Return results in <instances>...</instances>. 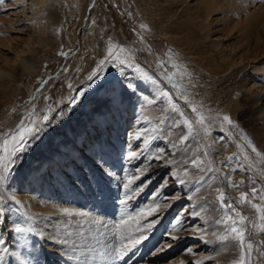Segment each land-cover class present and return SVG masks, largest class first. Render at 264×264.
<instances>
[{
  "label": "rangeland",
  "instance_id": "obj_1",
  "mask_svg": "<svg viewBox=\"0 0 264 264\" xmlns=\"http://www.w3.org/2000/svg\"><path fill=\"white\" fill-rule=\"evenodd\" d=\"M25 1L0 0V41L16 35L28 39L25 34L35 29L40 22L36 15L44 11L53 14L55 24L48 30L52 33L54 29L56 34L47 44L39 45L36 72L16 66L14 76L0 79V142L22 121L30 126L34 121L39 129L14 163L5 162L8 168L0 183V209L4 210L0 211V240L4 241L0 264H21V259L28 264H46V248L59 253L54 254L57 260L64 261L62 255L69 264H234L238 259L234 243L216 239L223 232L216 221L225 214L216 189H222L226 202L242 214L255 218L249 205L239 204V195L243 191L251 197L253 188L258 195L264 193V161L247 148L240 133L264 153V111L257 103V89L264 91V53L258 56L263 59L253 64L254 70L235 71L228 77L208 74L202 65L172 51L167 38L143 31L144 15L136 0H39V5L31 8ZM253 1L248 0L249 5ZM259 3L264 6V0ZM21 6L28 14H36L30 25L18 22ZM90 17L94 27L85 30ZM11 20L13 27L23 28L22 34L9 28ZM225 33H229L226 43L240 42L237 30ZM21 40L19 48L24 44ZM111 41L129 50L131 67L111 62L100 65ZM260 45L264 51V40ZM169 56L187 73L173 76L172 83L164 78L177 72ZM8 61L4 67L11 71V59ZM137 66L156 84L141 77ZM94 72L99 74L90 80ZM165 83L168 87L162 89ZM202 89L207 91L201 97ZM162 91L169 93L189 119H194L190 106L194 104L209 117L228 115L236 127L214 119L208 121L209 135L198 126L189 133L184 117L172 110ZM182 96H187L189 103ZM98 106L114 108L117 119L121 114L113 147L109 143L113 131L98 116ZM91 118L101 120L108 129L106 135L94 122L93 130L86 126ZM89 143H94V150L86 153ZM237 144L244 146L247 161ZM130 152L135 156L129 157ZM87 156L96 160L87 161ZM55 162L61 164L56 170ZM129 176L140 177L131 186L135 189L132 193L124 188ZM226 177L239 187L229 186ZM4 193L15 196L22 208ZM174 200L172 209L168 208ZM154 203L161 205L158 213L138 216ZM62 208L88 215L66 216ZM122 220L127 223L118 228ZM17 222L29 223L33 231L19 237L13 230ZM138 226L140 231H136ZM69 231L72 235L66 237ZM129 236L147 239L123 259H108L107 253L120 246L121 237ZM49 237L68 238L74 245L62 246ZM248 239L254 245L250 264H264V234L255 232ZM13 253H19L21 259Z\"/></svg>",
  "mask_w": 264,
  "mask_h": 264
},
{
  "label": "bare ground",
  "instance_id": "obj_2",
  "mask_svg": "<svg viewBox=\"0 0 264 264\" xmlns=\"http://www.w3.org/2000/svg\"><path fill=\"white\" fill-rule=\"evenodd\" d=\"M258 1L259 0H255L249 5L248 0H136L144 15V22L142 25L147 26V29H143V31H150L151 33L154 32L162 35L170 42L172 51L176 50L181 57H186L188 60H192L193 62L202 65L206 71H209V73H206H221L224 77L233 75L235 71L239 73L241 71L245 72L251 69L254 70L253 64L258 63L264 57L258 58L260 53H264V51H260L263 50V46L260 45L261 40H264V36L262 35L264 33V6H262L261 3L258 4ZM25 2V5H31L29 8L33 6L32 4L39 5V0H26ZM76 7L77 6L75 5V8ZM25 9L26 7L23 8L21 6L22 14L20 19H18V22L27 24L36 14L34 12V14L29 13V15L27 9ZM36 16V22H40H38L37 25H34L35 29L30 34H25L28 39H23L16 35L15 37L7 38L4 42L0 41V79L14 76L17 72L16 66H21L23 71L28 73L36 72L35 63L38 56H35V53H38L39 45L41 43L44 44L45 42L47 44L49 40H53V37H55L56 34L54 29L52 33H49L48 30L49 27L55 24L52 20L53 14L49 11H44L42 15L38 14ZM6 17H8V15L3 16V18ZM46 18L48 22L44 23ZM12 23L11 20L8 25L9 28L14 31L13 33L19 35L22 34L21 30H23V28H15L11 25ZM93 27L94 19L93 17H90L88 22H86L84 29L86 30L90 28L91 30ZM229 29H232L233 31L237 30L238 33L236 36L239 37L240 41L238 44L226 43L229 33L225 32ZM81 33L85 32L83 31L80 32V34ZM49 35L52 37L50 38ZM20 39H22L20 44L24 43L22 47L20 46L21 48L17 45V42ZM111 43L116 45L114 41H111ZM203 48H205L206 51H203ZM202 53L204 54L202 55ZM9 54L12 56L8 58L7 56H9ZM10 59L11 71H9V69L6 70L4 67L9 64L8 60ZM207 59L210 63L207 62ZM1 85L2 84H0V87ZM157 85L160 86L161 84L158 82ZM167 85L168 84L165 83V86H162V89L168 87ZM257 90V103L260 104L261 111H264V91L261 89ZM206 91L207 89H202L200 91V96H204ZM116 99L118 100L120 97L116 96ZM117 100L115 101V104H117ZM126 102H128V100ZM120 106L118 105V107ZM110 109H112V111H109ZM110 109L104 110L98 106L96 107V112L100 119L107 123L110 130L113 131L112 138L109 142L113 147L115 139H117L116 130L121 122V114L117 115V119L113 114L114 108ZM120 110V112L123 113V108ZM100 119H87L86 126L93 130L95 127H93L92 122H94L96 126L100 127L101 133L106 135L108 129L105 128ZM10 125L11 123L7 126ZM85 149L87 151L86 153L93 151L94 143L85 145ZM93 158L95 159V157ZM93 158L87 156V161H91ZM60 167L61 164L55 162L53 169L56 170ZM205 179L207 178H203L201 182L203 183ZM4 194L14 203L15 201H18L15 196L8 195L7 193ZM174 202L175 200L171 201L168 208L172 209L171 207H173ZM17 206L22 208L21 204ZM46 251L49 253V258L46 260V264H54L56 262H59L60 264H69L67 263L66 258L62 255L60 256L64 261H60V258L57 260V257L54 255L56 251H48V248H46ZM21 264L28 263L21 259Z\"/></svg>",
  "mask_w": 264,
  "mask_h": 264
},
{
  "label": "snow or ice",
  "instance_id": "obj_3",
  "mask_svg": "<svg viewBox=\"0 0 264 264\" xmlns=\"http://www.w3.org/2000/svg\"><path fill=\"white\" fill-rule=\"evenodd\" d=\"M142 29H147L146 25H141ZM132 57L129 53V50L125 49L124 47H119L115 44L110 43L107 48V54L106 58L104 60L100 61V65H104L106 62H111L114 65H120V66H129L131 67V61ZM169 61H172V67L177 69V72L173 73L172 75H165V79L172 83L173 76L175 75H186L187 73L184 72L182 67L178 64H176L173 61V58L169 56ZM136 71L140 74L141 77H143L145 80L150 81L152 84H156V80H154L151 76L148 75L147 72L143 71L139 66L136 67ZM97 73H93L92 76L89 77L91 80L94 76H96ZM129 87H132L129 85ZM173 87H178V85L173 84ZM83 95V93H81ZM161 95L168 100V103L171 105V108L174 112L179 113L181 117H184L183 124L187 126V129L189 133H192L196 130L197 126L199 129L203 130L205 136L209 135V123L208 121L214 120V119H221L225 124L232 126L233 128L236 127V125L233 123L232 119L228 115H223L222 117H209L206 116L203 110L196 105L192 104L191 106V112L194 114V119H189L185 117V113L182 112L175 103L172 102V98L169 96V93L167 91H162ZM182 99L185 100V103H189L187 96H182ZM44 121H48V116L43 117ZM39 129L35 127V122H32V125L24 123L23 121L20 123L16 131L0 142V183H3L4 177V171L8 168V163H14V158L17 157L18 153L23 152L27 145L28 140L30 137H34ZM241 139L245 141V144L247 148L251 149V152L255 154L256 157H259L262 161H264V153H261L257 150L256 146L252 143V141L243 133H240ZM186 139V138H184ZM238 149L241 150V154L244 157V160H248L249 157L246 152H244V146L237 144L236 145ZM129 157H134L135 153H128ZM156 159H160V157H156ZM229 161L232 160V157L228 158ZM8 163H5V162ZM72 163H75L73 161ZM193 163H195L193 161ZM251 166V165H249ZM187 173H185L186 175ZM127 183L124 184V188L127 192L132 193L135 192V189L131 186L135 183L136 180L140 179L139 176H129L126 178ZM227 183L229 186L232 187H239L238 185L233 184L231 177H226ZM181 183L183 181L181 180ZM199 191V189H197ZM218 195L216 197L220 207L222 209H225V214L216 221L217 224L221 225L223 227V232L216 236L217 241L221 243H227V242H233L234 246L238 249V259L234 261V264H250L251 260V254L254 251V245L253 243L248 239L250 235H252L255 232H258L260 234H264V193L257 194V191L255 188H253L252 195L249 197L245 192L241 191L239 195V204L240 205H249L255 212V218H250L244 214H242L240 211H238L234 206L233 203L226 202L227 197L225 192L222 189H216ZM127 198H130L127 197ZM14 199V198H13ZM155 199V197H154ZM191 199V197H189ZM259 200V202H254L256 200ZM17 205L20 204L19 201H15ZM121 203H124V201H121ZM161 208V205L159 203H154L152 206H150L146 210H141L138 214L139 217H148L152 216L159 212ZM231 210V214H228L227 210ZM0 211H4L3 209H0ZM61 212L66 216H87V213H74L69 208H62ZM102 223V221L100 222ZM127 222L122 220L120 224L117 225V227H122ZM179 223V221L177 222ZM249 223L251 224V231L249 230ZM152 225L149 224L148 227L150 228ZM14 232L21 238H23L26 234H29L33 231L31 225L29 223H21L17 222L13 226ZM141 228L138 226L136 228V231H140ZM179 231V229H176ZM42 235V234H41ZM72 233L69 231L65 233L66 237H71ZM212 235H216L215 232L212 233ZM48 239L53 240L54 242L62 245V246H69L74 245V241L68 239V238H56V237H49ZM147 239L146 236H139L136 238L129 237H121V244L118 248H113L110 252L107 253L108 259H123L124 256L131 251L133 248H135L138 244L142 243L143 240ZM172 239H177L176 236H172ZM127 240V242H125ZM4 241L0 240V245H3ZM7 251V249H4ZM17 260H20L21 257L19 253H13L12 254ZM105 254L101 253V256L103 257Z\"/></svg>",
  "mask_w": 264,
  "mask_h": 264
}]
</instances>
